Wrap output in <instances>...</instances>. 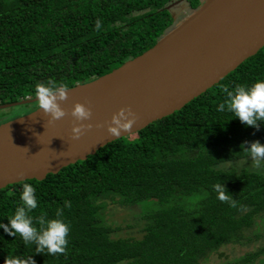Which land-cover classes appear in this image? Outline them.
Here are the masks:
<instances>
[{"label": "trees", "instance_id": "trees-1", "mask_svg": "<svg viewBox=\"0 0 264 264\" xmlns=\"http://www.w3.org/2000/svg\"><path fill=\"white\" fill-rule=\"evenodd\" d=\"M175 1L187 14L202 2L0 0V105L34 99L37 85L49 81L61 90L89 83L140 56L175 26L165 10ZM258 80L264 48L172 115L43 181L1 189L0 223L7 224L29 183L38 202L29 213L34 226L60 209L70 230L63 254H36L35 244L0 229V263L33 256L35 264H200L222 248L248 244L247 233L264 214V168H255L240 145L264 144V125L246 127L217 107L225 86ZM37 108L39 102L0 110V125ZM217 183L234 204L218 199ZM110 207L139 216L141 238L118 236L120 227L106 222ZM261 255L264 247L242 261Z\"/></svg>", "mask_w": 264, "mask_h": 264}, {"label": "water", "instance_id": "water-1", "mask_svg": "<svg viewBox=\"0 0 264 264\" xmlns=\"http://www.w3.org/2000/svg\"><path fill=\"white\" fill-rule=\"evenodd\" d=\"M181 1L169 4L165 10ZM156 44L117 69L66 89L65 116L51 120L40 108L0 125V190L83 162L104 146L172 115L217 85L264 48V0H202ZM38 102V96L0 110ZM75 103L88 120L71 116ZM137 117L133 128L111 137L106 128L119 109ZM84 125L73 139L71 128ZM22 173V175H20ZM2 264V263H0Z\"/></svg>", "mask_w": 264, "mask_h": 264}, {"label": "clouds", "instance_id": "clouds-1", "mask_svg": "<svg viewBox=\"0 0 264 264\" xmlns=\"http://www.w3.org/2000/svg\"><path fill=\"white\" fill-rule=\"evenodd\" d=\"M100 25L101 21L97 19L95 29L100 30ZM61 88L62 86L57 87L51 81L48 84L37 85L39 108L51 120H58L65 116V112L57 103L65 100L67 96V90H61ZM222 91L226 95V99L218 105L217 111H228L233 114V119H238L244 126L256 130L264 125V80H258L250 86L237 85L232 90L225 86ZM71 116L76 121L88 120L91 111L84 105L75 103L71 110ZM136 121L137 117L130 109L121 108L111 116L106 131L111 137L117 138L121 136V133L130 131ZM83 129L84 125L72 127V138L78 139L82 135ZM240 147L248 154L255 168H264V144L259 141H244ZM213 188L218 193L219 200L234 204L223 183H217L213 185ZM35 191V188L29 183L22 185L21 204L16 207L13 215L7 218V224L0 223V229L10 237L15 238L19 234L25 244H35L36 254H63L68 243L69 225L60 218L62 210L58 209L57 218L47 219L45 216H40L36 219L39 228L34 226L33 217L29 213L38 206ZM65 207H71L70 202L66 201ZM4 264H35V261L33 256L26 258L11 256L5 257Z\"/></svg>", "mask_w": 264, "mask_h": 264}, {"label": "rangeland", "instance_id": "rangeland-1", "mask_svg": "<svg viewBox=\"0 0 264 264\" xmlns=\"http://www.w3.org/2000/svg\"><path fill=\"white\" fill-rule=\"evenodd\" d=\"M186 4L182 1L176 4L172 8V15L176 22H181L187 16ZM144 207V205H142ZM146 206V205H145ZM110 207V211L105 214L106 222L113 223L114 226L120 227L118 236L120 237H135L141 238V228L143 227V221L137 217L134 218L130 212L122 211L120 208ZM136 210V209H135ZM139 210V209H138ZM140 211V210H139ZM139 214V212H137ZM137 218V219H136ZM130 227V228H127ZM247 237L252 239L248 244L243 246H228L219 250L215 255H211L210 258L200 264H249L243 262V258L256 252L264 247V214L257 217L256 223L252 230L247 233ZM251 264H264V255L259 256Z\"/></svg>", "mask_w": 264, "mask_h": 264}]
</instances>
